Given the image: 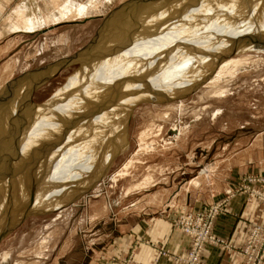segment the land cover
I'll return each mask as SVG.
<instances>
[{
	"label": "rangeland",
	"instance_id": "374dc122",
	"mask_svg": "<svg viewBox=\"0 0 264 264\" xmlns=\"http://www.w3.org/2000/svg\"><path fill=\"white\" fill-rule=\"evenodd\" d=\"M103 1L99 6H96L99 2L93 4L95 9L93 7L94 10L89 14L60 18L58 21L55 19L56 14L47 15L49 20L45 22L46 26L33 33H13L12 38H6L7 42H11V46L7 47L8 44L5 43L7 48L0 52L3 53L0 55V76L6 75L0 77V131H2L0 172L9 163L14 162H5L2 158L9 151L8 149L13 150L7 156L8 160H14L19 153L27 155L18 160L20 165L14 170H19L21 167V173H16L14 179L3 176L0 178V236L12 226L15 232H18V237L13 236L12 241L6 244L4 238L0 239V252L3 246L18 247L21 241L27 244L26 237L29 236L28 240L31 241L35 236V230L46 222L51 223L49 229L59 238L63 234L66 235L67 227L70 228L72 221H75L77 226L80 224L83 228L88 227L84 217L91 210V205L95 206L101 201L108 203L107 219L112 224L114 218L116 219L114 214L117 212L115 211L117 207L110 206L111 203L121 198L123 187L132 181L133 176L137 178L148 168L163 166L166 169L178 170L173 178H177L178 183L182 180L185 182L197 172L203 174L205 169L210 167L212 159L227 148L228 150L237 148L244 145L247 140L253 143L261 136L264 145V26L259 24L257 21L259 19L248 22L252 16L248 15L247 21L238 16L240 22L228 24L227 28H225L226 22H219L216 28L225 30L220 38L225 37L215 49L204 55V57L208 54L215 57L208 59L209 62L204 65L202 75L196 79L194 77L195 80L191 83L177 86L175 76L180 72L169 74L163 80H174L171 91L166 89L169 91L158 94L154 100L142 99L143 97L129 99L107 115V108H110L114 99V95H111L116 85L114 77H117L115 76L117 74L118 78H121L124 70L118 69L119 60L116 61L115 56L107 59L98 57V61L103 60L99 65L101 69L93 72L87 70L85 75L88 77L80 76L78 74L83 66L81 60L87 58V61H92V57L96 58L94 54L96 50L99 52L102 49L100 45L107 43L106 45L110 46L112 43L108 48H117L115 41L120 38L117 34L121 32L120 28L124 24L130 25L129 29H125L132 30L130 34H137L136 38L135 35L129 36L130 45H127L126 49L130 53L129 49L133 45L140 42L141 44L136 46H143L145 40L152 38L153 34L162 32L163 26L170 28V32L167 31L170 35L179 34L177 32L181 27L176 28V25L181 23L182 26L184 25L182 28H188L185 35L192 36L198 32L203 34L204 29L198 26H202L208 15L204 12L200 18L202 22L198 21V24L195 22L194 25L192 24L194 27L191 26L200 15L198 10L202 8L200 3L204 0ZM228 1L231 3L225 5ZM137 2L139 4H136ZM234 2L236 1L222 0V9L228 8L232 14V9L244 8V5ZM18 4L19 0H12L9 6L15 7ZM132 4L136 7L133 8ZM39 6L44 10H50L51 2L42 0ZM203 9L206 11L208 7L203 5ZM226 14L223 11L220 16H216V19L225 20L230 16ZM169 16L174 17L173 23L164 22L165 17ZM250 24L254 26L249 27ZM236 28L239 29L238 31H244V35L238 37ZM114 29L118 32L113 31ZM105 37L107 40L110 39L111 43ZM111 37L114 39L112 40ZM181 51H173L169 58ZM118 52L120 55V51L116 53ZM118 57L120 58L117 56V59ZM112 64L116 66L114 69ZM155 92L159 93L158 90ZM65 96L67 98L72 96L71 99L78 100V104H81L77 107L71 106V109L70 106L65 107L62 105L68 100ZM55 101H59V104ZM85 114L87 119L71 128L72 135L77 137L74 145L77 155L68 162L64 161L61 154L63 156L66 153L70 154L74 148L71 150L73 146H64L60 150L58 147L69 133V127L73 126L79 116ZM11 120L14 122L10 123ZM81 127H86L85 131ZM7 129L15 131L14 135H9ZM20 133H24L23 141L17 140ZM28 137L34 138L31 140ZM11 139L12 145L9 144ZM100 139L102 144L98 150ZM36 142L39 144L37 145ZM53 146L56 148L53 149ZM27 151L29 153L33 151L34 157L28 156ZM24 159L26 160L23 161ZM86 163L89 168H83ZM24 167L32 170L24 172ZM72 173L74 176L70 180L69 175ZM154 179L159 181V186H163L160 181L162 178L156 172ZM229 182V187L216 194L212 200L201 201L199 207L181 205L177 210L168 212L173 215L170 220L171 227L189 240L188 247L182 254L171 255L174 264H186L180 262V259L190 252L193 244L191 235L181 229L184 217L188 215H200L209 221L208 233L216 241V243L204 242L200 246L198 264H204L202 257L209 246L231 253L237 264L252 262V257L255 255L253 254L249 259V255L245 254L243 249L247 245L254 225L264 226V218L247 225L242 241L238 245L229 238L215 233L213 224L217 216L226 214L229 204L237 195L242 197L244 203L259 205L264 210L262 196L264 170H259L257 167L238 168L234 173H230ZM19 183L21 188H18ZM86 185L88 188L84 189V192L81 189L78 195L75 194ZM50 188H53L52 192ZM74 194L76 197L72 196ZM253 213L259 215L258 212ZM54 217L57 218L51 222ZM155 251L156 256L152 264H156L159 256L167 254L166 249L161 246H155ZM100 252L101 255L106 253L105 249ZM107 260L110 264L123 262L138 264L131 252L126 255H109ZM0 264L5 263L0 261ZM254 264H264V253L260 260L254 257Z\"/></svg>",
	"mask_w": 264,
	"mask_h": 264
},
{
	"label": "crops",
	"instance_id": "0c3cea01",
	"mask_svg": "<svg viewBox=\"0 0 264 264\" xmlns=\"http://www.w3.org/2000/svg\"><path fill=\"white\" fill-rule=\"evenodd\" d=\"M11 2L0 0V52L11 46L6 38H12L13 33H33L46 26L45 22L49 20L47 15L56 14L55 19L58 21L60 18L89 14L95 9L93 4L99 2L95 4L99 6L102 0H50V10L39 6L42 0H19L15 7L9 6ZM5 76L2 74L0 77ZM262 138L253 143L247 140L244 145L231 150L225 149L212 159L210 167L203 174L197 172L185 182L182 180L178 183L177 178H173L178 170L163 166L148 168L137 178L133 176L132 181L123 187L121 200L111 203L110 206L117 207H114L117 212L112 224L107 219L108 203L101 201L95 206L91 205V210L84 217L88 227L77 226L72 221L66 235L59 238L49 229L51 223L46 222L35 230L31 241L28 240L29 236L26 237L27 244L21 241L18 247L3 246L0 261L5 264H110L107 256L131 252L136 263L152 264L156 256L155 246H161L167 254L159 256L156 264H174L171 255L182 254L189 240L171 227L173 215L168 212L177 210L181 205L199 207L201 201L212 200L216 194L229 187L230 173L238 168L257 167L264 170ZM154 172L161 176L163 186H159V181L154 179ZM130 193L134 195L128 197ZM263 218L264 210L259 205L244 203L242 197L237 195L229 204L226 214L216 217L213 231L238 245L247 225ZM11 228L0 236V239L4 238L5 244L18 235L13 226ZM104 249L106 253L101 255L100 251ZM202 260L204 264H237L234 255L213 246L204 252Z\"/></svg>",
	"mask_w": 264,
	"mask_h": 264
},
{
	"label": "bare ground",
	"instance_id": "6f19581e",
	"mask_svg": "<svg viewBox=\"0 0 264 264\" xmlns=\"http://www.w3.org/2000/svg\"><path fill=\"white\" fill-rule=\"evenodd\" d=\"M235 1H236V2H234L235 4L244 5V8L243 7H242V9L241 8L240 9L234 8V9L231 10L232 14H230V10H228V8H227V10H223L222 9V6H221L222 0H206V1L204 0L203 2L201 1L202 4L200 3V5H202L201 6L202 8H200L198 10V12H199L200 15H198V17L196 18V20L193 21V23H191V26H192V24L194 25L195 22L197 24L199 22H202V21H200V18H202L201 17V14H203L204 12H206L207 15H208V18L205 20V22H203L202 26H198V28L200 27V28H203L204 29V31H203L204 33L203 34H200L198 32L195 35H192V36L189 35V36H187L185 34H187V29L188 28H182L184 25L182 26L181 25L182 23H181L180 25H176V28L181 27V29L179 30V32H177L179 34L178 35H170V34H167V33L170 32V28H166L168 26H163V28L161 29L162 32L160 31L159 33L153 34L154 36L152 38H150V39L148 38L147 40H145V42L143 43V46H141V45H140L141 47L140 46H136V45L141 44L140 42H137L135 45L132 46V48L130 47L131 48V49H129L130 53H128L127 52V49H126L127 48V45H130L129 42H130L131 39H130L129 36L131 35L133 37L135 35L134 37L136 38V35L137 34H134V35L130 34L131 33L130 31H132V30H130V31L129 30H125V29H129L130 25L127 26V25L124 24V26L122 25V27L120 28L121 29L120 30L121 32L118 33L119 35L117 34V36H119L120 38H118V39L115 38L116 39L115 42L117 43V48L114 47V45H113V47H114V49L116 48L115 50L112 49V48H108V47L112 46V43H111L110 39H108L109 41L106 39V37H107L106 36L105 39L109 43H111V45L110 46L106 45L107 44L106 43L107 41H105L106 44H103L102 43L103 41H102L101 43L103 45L102 46L100 45V47L102 49L99 50V52L96 50V52L94 54V55H96V58L92 57V59H91L92 61H87L86 60L87 58L86 59L84 58V60H81L82 61L81 63H82L83 66H82V68L80 67L81 68V71L78 69L80 71L78 75L88 77L87 75H85V74H87V73H85L87 70H89L90 72H93L94 70H100L101 67L99 65L101 64L100 62H102L103 60L98 61V59H97L98 57L100 59H102V58L107 59L108 57H114L115 56L116 57V61L119 60L118 61V64H119L118 69H122V70H124V72L121 73V78H118V75L117 74L115 75L117 77H114L115 78V81L114 80L113 81L116 82L115 83L116 85L114 84L115 86L113 87V89H112L113 92L111 94V95H114V99L112 101V104H111L110 108H107V112H108L107 115H109L112 110H116L117 108H119L123 104V102H126L129 99H135V98H142L143 97L142 99L154 100L156 98L155 96H157L158 94H160L162 92L163 93L164 92L165 93L168 92L170 90V88H171V85L174 84V80H172V81H170V80L166 81L165 80L164 81L163 79H165L166 77H168L169 74L180 72L179 74H177L175 76V78H176V85L177 86H180L183 83H191L198 76L202 75V72H204V69H203L204 68V65H206L209 62L208 59H213L215 57V55L214 56L213 55L210 56L208 54L206 57H204V55L207 54L208 52L212 51L213 49H215V47L217 46V44L220 43V40H222L225 37V36H223V37L220 38L221 33L222 32H225V30H221L220 28H216V26H219L220 23L226 22V25L227 26L225 28H227L228 27V24H233V23L240 22L239 18L246 19V21H247V18L249 17L248 15H250V17L252 16V18H253V19L252 18H249L250 20H248V22L251 21V20L259 19V20H257L259 22V24L262 25V26H264V0H260V2H257L258 0H235ZM204 2H206L207 4L204 3ZM244 2H247V3L249 2V3H251V5H248L249 3L248 4H245ZM198 3H199V1H198ZM198 3L196 2V5ZM230 3L231 2L228 1V3H226L225 5H229ZM136 4H139V3L137 2ZM223 4H224V2H223ZM258 4H260V5H258ZM132 5H133V8L136 7V5H134V4H132ZM196 5H194V6H196ZM203 5H204V7L206 5L208 7V10L205 11L203 9ZM198 7H200V6H198ZM227 7H229V6H227ZM223 11H225L230 16H227V18L225 17L226 18L225 20H223V19L220 20L221 18L220 19H216V16H218V15L220 16L221 12H223ZM212 13H214V16H212ZM235 15L237 16V18H236ZM224 16H225V14H224ZM238 16H239V18H238ZM236 19H238L239 21L236 20ZM153 20L154 19L152 18V22H153ZM173 20H174V17L173 16L172 17L169 16L168 18L165 17V21L164 22H171V23H173L174 22ZM190 21L191 20H189V22ZM191 26H190V28L194 27V26H192V27ZM253 26H254L253 24H250L249 27H253ZM118 27H120V26H118ZM159 27H157V28H159ZM186 27H189V25L188 26L186 25ZM238 30L239 29L236 28V31H238ZM113 31H115V29ZM167 31H169V32H167ZM236 33L238 34V37L241 36V35H244V31H238ZM101 39H102V37H101ZM111 39H112V37H111ZM100 47L98 49H100ZM87 49H88V47H87ZM109 49H112V51H110ZM116 50L117 51H120L121 54L119 55V52L116 53L117 52ZM181 50H183V51L185 50V52H183ZM173 51H175V52L181 51V52L180 53H176L173 57H170L169 58V56L172 55ZM101 52H102V54H100ZM92 53H93V51H92ZM116 54H118L117 56H120V58L118 57L119 59H117ZM168 58H169V60H168ZM95 59H97V60H95ZM106 61L107 60H104V62H106ZM191 62H193V63H191ZM191 64H193L195 67H192ZM114 67H116V66H114V64H112V68L113 69H114ZM181 70H182V72H181ZM112 72H113V70H112ZM110 74H111V72H110ZM91 75H93V73ZM91 75H89V76H91ZM94 76L95 75H93V77ZM103 77H105V76H103ZM194 77H195V79H193ZM106 78H107V76H106ZM108 82H110V81H108ZM126 85H127V87H126ZM106 89H107V87H106ZM166 89H169V90L166 91ZM157 90L159 91V93L158 92H155ZM174 91L175 90H173V92ZM61 92L62 91H60L59 93L61 94ZM61 95L59 96V98L61 97ZM68 97H69V95H68ZM71 97L70 98H67L66 97L68 100L67 101L65 100L66 102L64 104H62V105H64L65 107L70 106V109H71L72 108L71 106H76L77 107L79 104H81V103L78 104V102H77L78 100L75 101L73 98L71 99ZM56 101H55V103H58L59 102V101L58 102H56ZM84 101H86V100H84ZM56 107H57V105H56ZM65 107H64V110H65ZM38 109H40V108H38ZM23 110H26V109H23ZM66 110H68V109H66ZM27 111H28V109H27ZM38 111H40V110H38ZM41 111H42V109H41ZM67 115H68V113H67ZM85 115L84 116H79L76 119V121L72 124L73 126H70L69 127V133L68 134L65 133L66 134V137L64 136L65 137L64 141H62L61 145H59L60 147H58L60 150L62 148H64V146H67V147L73 146L71 148V150L74 148L75 142L77 141V137L74 136V135H72L71 128L72 127H75V125L77 123H79V125L82 124L87 119V115L86 116ZM12 122H14V120H11L10 121V123H12ZM6 126L7 125L5 124V127ZM11 127H12V125H11ZM18 127H19V125H17V128ZM13 128H15V127H13ZM81 128L83 129V131H85V129H86V127H81ZM20 129L22 130V127ZM31 131L33 132V130H31ZM6 132L9 135H14V132L15 131H11L10 129H7ZM0 133L2 134V131H0ZM36 133H39V132H36ZM23 134H21V133L18 134L19 136H17V138L19 137V139H17V140H22L23 141V139H22V135ZM43 135H47V134H43ZM59 135H61V134H59ZM37 136H39V134ZM37 136H36V139L38 138ZM102 136H103V134H102ZM23 137H26V136H23ZM30 137H31V135H30ZM30 137H28V138H30ZM34 137H32L30 139L33 140ZM25 139H27V138H25ZM27 140H25V141L27 142ZM101 140L102 139H100V141L98 143V150L100 149L101 144H102L101 143L102 142ZM11 141H13V140L11 139L9 141V144L10 145H12ZM38 142H36L37 145L40 143V142L39 143ZM0 143H1V140H0ZM14 144H15V142H14ZM6 145H7V143H6ZM54 147L56 148V146H53V149H54ZM12 148H13V146H12ZM10 149H8L9 151H7V152L5 151L6 152L5 154L3 153L4 155H3L2 158H3V160L5 162H9V161H14V162L9 163L8 166H5L4 167V170L1 169L2 172H0V178H2V176H3V177H6V178L8 177V179H10V178L11 179L12 178L14 179L16 177L15 176L16 173H21L20 172L21 167H20V169L18 168L19 170H14L15 167H19V165H20V162L18 160H20L22 158H25V156H27L26 154L19 153L18 156H15L14 160H12V159L8 160L9 157L7 158V156L13 151V150H10ZM13 149L15 150V147ZM16 149H17V147H16ZM75 150H76V148H74V151H72L70 154L66 153L64 156L61 154V156L64 158V161H67L68 162V160L71 159V158H73L74 155H77V153H76ZM1 151L2 150H0V152ZM73 152H75V154H73ZM28 156H33L34 157V152L33 151H31L30 153L28 152ZM11 158H12V156H11ZM0 160H2V159H0ZM25 160L26 159H24L23 161H25ZM49 163L51 164V162H49ZM3 164H4V162H3ZM88 166L89 165L86 163L85 167H83V168H89ZM15 169H17V168H15ZM31 170H32V168L26 167L23 171L24 172L25 171H28L29 172ZM41 171H39V172H41ZM47 173H51V172H47ZM47 173H44V174H47ZM73 176H74L73 173L71 175H69V179L71 180L73 178ZM21 183H19L20 184L19 187H18V184H17V187L18 188H21ZM22 185H24V184L22 183ZM87 188H88V185H86L84 187H81L79 190H77V192L75 194L78 195L82 191L81 189H83V192H84V189H87ZM50 189H51V192H52L53 191V188H50ZM24 193L26 194V191H24ZM75 194L72 195V196H75Z\"/></svg>",
	"mask_w": 264,
	"mask_h": 264
},
{
	"label": "built area",
	"instance_id": "2783aa9c",
	"mask_svg": "<svg viewBox=\"0 0 264 264\" xmlns=\"http://www.w3.org/2000/svg\"><path fill=\"white\" fill-rule=\"evenodd\" d=\"M264 197V193L262 194ZM214 211V208H212ZM182 231L191 235L193 239V244L190 252L180 259V262H185L186 264H198V256L200 252V246L204 242L216 243L213 236L209 234V221L203 219L200 215H188L184 217V224L182 226ZM243 252L248 254L249 259L254 254L255 258L262 257L264 253V226L257 224L254 225L251 231V235L248 237L247 245L244 247ZM254 257H252V262L249 264H254ZM122 264H130L123 262ZM248 264V263H245Z\"/></svg>",
	"mask_w": 264,
	"mask_h": 264
}]
</instances>
